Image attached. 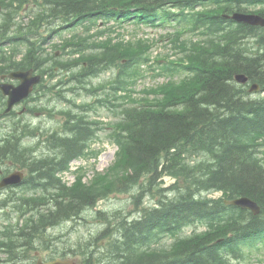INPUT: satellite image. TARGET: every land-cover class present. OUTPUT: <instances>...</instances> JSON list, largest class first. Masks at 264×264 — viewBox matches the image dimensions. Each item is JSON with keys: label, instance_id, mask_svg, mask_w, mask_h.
Returning a JSON list of instances; mask_svg holds the SVG:
<instances>
[{"label": "trees", "instance_id": "obj_1", "mask_svg": "<svg viewBox=\"0 0 264 264\" xmlns=\"http://www.w3.org/2000/svg\"><path fill=\"white\" fill-rule=\"evenodd\" d=\"M29 1L18 0V4L22 8ZM40 2L42 11L31 20L29 29L9 30L8 15L15 17L18 13L4 16L0 35L11 42L16 37L28 47L23 61L17 62L16 50L8 56L3 48L4 38L0 39L2 72L34 68L46 75L55 67L68 72L71 64L67 63L74 60L67 63L55 60L56 66L49 67L53 57L47 54L44 44L53 34L88 22L113 21L120 26L129 22L176 24L190 28L203 39L184 43V57L179 59L182 65L169 62L160 67L172 79L179 74L182 77L158 87L164 95L152 103L129 95L130 86L137 81L132 69L147 61L144 53L139 48L102 47V51L83 59L87 65L72 81L82 85L89 95L97 96L100 91L106 95L82 106L81 113H65V133L50 138L53 155L30 162L22 158L27 156L26 148L14 143L0 148V155L15 156L32 175L43 179L46 189L42 195L17 198V209L23 215H31L26 228L16 234L15 242L11 240L6 245L13 259L22 258L25 251L20 253L18 249L31 247L48 228L80 217L83 211L111 194L130 192L143 180L151 185L165 175L179 183L161 190L158 208L143 209V217L134 222H120L116 227L120 232L117 239L110 231L109 214L98 213L99 218L107 220V229L88 241L96 253L90 256L91 252L86 254L82 250L87 259L85 264H235L257 252L260 254L264 249V98L253 100L254 95H249L246 86L239 85L235 78L247 74L264 91V59L250 56L247 49V38L257 35L259 28L238 24L224 15L246 12L249 5H264V0ZM3 6L7 5L1 2L0 7ZM261 14L264 16V10ZM50 32L54 33L47 36ZM175 35H179L173 39L176 44L181 35ZM261 36L258 43L264 47V34ZM78 45L83 46L82 42ZM110 66L118 68L116 81L110 87H87L91 77ZM106 88L109 92H105ZM100 107L121 117L114 124L112 135L118 147L115 161L89 183L80 178L73 187H67L58 173L67 170L73 159L90 148L95 128L87 113L98 112ZM12 139L17 140V136L14 134ZM217 191L223 192L221 198L207 196ZM240 197L256 201L262 208L261 215L225 203ZM200 227L205 230L200 231ZM187 228H192L190 236L160 246L164 235L177 237ZM104 239L107 241L101 244ZM64 250L80 255L74 249ZM56 251L55 254H64Z\"/></svg>", "mask_w": 264, "mask_h": 264}, {"label": "rangeland", "instance_id": "obj_2", "mask_svg": "<svg viewBox=\"0 0 264 264\" xmlns=\"http://www.w3.org/2000/svg\"><path fill=\"white\" fill-rule=\"evenodd\" d=\"M42 6L43 4L40 0H30L29 4H26L25 9L19 10L20 16L11 17L8 15L10 19L9 30L20 28L21 23L24 22L28 24L30 20L34 19L42 11ZM5 15H7L5 12H0V26L4 24ZM103 23L104 22L97 21L93 26H90L92 25L91 23L84 27L63 31L61 34L52 37L50 41L56 46L54 52L57 54L58 58L63 56L62 59L64 60L72 58V52L75 50V46L62 49L63 45L69 41H73L76 44L82 42L83 46L79 45L78 47L80 55L75 56V58L79 59L82 57L84 59L91 57L89 55L102 51V47L116 49H118L117 46L132 49L139 48L138 50L144 53L147 61H144V63L132 69L136 72L134 78L137 79V81L130 86L131 93L129 95H132L133 98L138 100L144 98L145 101L151 103L162 99L164 95V92L161 93L158 87H164L171 80L177 81V79L179 80V78L182 77L179 74L176 78L172 79L159 70L160 66H165L169 62H178L179 59H183L184 52L182 47L184 43L189 44L191 40L197 41L203 39L202 36H195L192 32H187L185 34L182 33L183 35L179 37L178 43H173L175 36H179L175 35L176 30H180V28H177L179 26H174V24L161 27L159 25L135 24L134 22H129L122 26L117 25L113 21L105 23L106 25ZM182 28L183 26H181V29ZM180 31L183 32V30ZM3 38L4 35L1 34L0 39ZM73 38L74 40H72ZM9 48L13 47L7 45L5 51L7 52ZM20 48L23 51L26 50L25 45H22V47L20 46ZM81 62H83V60ZM83 66H85V63L71 66V68L74 72L80 73L82 72ZM117 70L118 68L111 69L110 66L109 69L91 77L87 87L90 89H101L107 86L108 88L115 79ZM56 72L58 73L57 70ZM50 80V78H47L49 90L46 97H44L40 103L36 102L33 104V106H38L40 104L42 107L40 110H37V113L27 111L25 106L17 108L19 116L23 113L21 116L23 120L28 122L31 127H38L45 133L46 131L52 133L62 126L64 112L70 110L79 112L81 111V106L93 104L96 98H103L106 95L103 94L104 91L97 93V96L87 95L82 85H75V83L70 84L71 81L66 74H60L59 77ZM74 86L75 89H73ZM61 94H64L67 98L65 96L62 97ZM24 108L25 110L20 113ZM1 109L2 104L0 101V110ZM118 119L120 120L121 117L107 108L100 107L97 114L92 112L90 120L98 122V126L101 127V130L98 131L97 138L91 142V146L87 152L74 160L72 163L73 165H71L72 169L62 174V178L66 183L71 184L76 177L82 174L84 175V180L88 182L96 173L104 172L112 165L115 160L117 147L111 139V133L115 130L113 127ZM0 128L3 129V126H0ZM44 139L45 137L40 133L37 139L30 140L29 138L27 143L30 145L35 144V142L43 143ZM41 146L42 148L44 147V150H47L44 144ZM191 161L194 160L192 159ZM175 182L179 183L176 178L164 176L151 185L147 180H143L139 186H136L130 192L112 194L106 199L101 200L95 207L86 209L81 215L82 219L77 218L76 220H69L54 228L47 229V231L36 240V249H29L26 254L29 258H32L38 253L39 257L48 260L53 256L56 250L67 247L69 250L74 249L80 252L79 256L74 257L79 264H84L87 259L83 256L82 250L86 251V254L91 252L90 256L96 253V251L92 249L93 247L89 245L88 241H92L90 238H95L96 234L100 235V232L107 229V226L105 228L107 220L104 221L99 218V212L109 214V220L112 224L110 231L113 235L117 234L116 227L120 222L126 219L140 217L141 210L145 207L149 208L155 206V203L160 200L157 198L160 193H162L161 190ZM218 196H220V194H216L214 197ZM10 211L11 209L0 212V232H5V230L11 228V225L18 224L16 215H11V213L8 214ZM9 222H12V224H9ZM192 233L191 229H187L184 232V236ZM118 235H120V233H118ZM101 236L104 237V235ZM106 241L107 239H104L101 244H104ZM96 242L97 241H94V244H96ZM165 242L170 244L173 242V239L167 238ZM66 257L71 258L68 254L65 255V258ZM0 259L3 260L2 264H14L13 262L8 263L4 261V259H6L4 255H0ZM28 262L29 261L24 260L18 261L15 264H27ZM101 263H104V259H101ZM235 264H264V249L260 254L257 252L254 255L246 257L245 260L235 261Z\"/></svg>", "mask_w": 264, "mask_h": 264}, {"label": "water", "instance_id": "obj_3", "mask_svg": "<svg viewBox=\"0 0 264 264\" xmlns=\"http://www.w3.org/2000/svg\"><path fill=\"white\" fill-rule=\"evenodd\" d=\"M236 19L242 18L243 21H246L247 23L255 24V20H253L255 17L251 16H242V15H236ZM256 19V18H255ZM258 23H261L264 25V21L261 19L258 21ZM32 72H27V73H22V72H17L12 75V77L15 78H20L23 80V83L18 87V88H13L7 87V86H2V89L4 90V93L10 96L9 99V107L11 108L15 103L21 101L22 99L26 98L29 93L32 91L33 85L39 82V77L32 78L31 77ZM236 80L239 83H246L247 82V77L245 75H238L236 77ZM20 181V178L17 176H12L7 178L4 181V185L10 184V183H18ZM231 204H234L236 206H239L243 209L251 210L253 211L254 214H259L260 212V206L252 199L248 197H243L240 199H236ZM38 264H74L73 261L67 260V261H55L51 263H42L41 260H39Z\"/></svg>", "mask_w": 264, "mask_h": 264}, {"label": "flooded vegetation", "instance_id": "obj_4", "mask_svg": "<svg viewBox=\"0 0 264 264\" xmlns=\"http://www.w3.org/2000/svg\"><path fill=\"white\" fill-rule=\"evenodd\" d=\"M4 158V157H3ZM6 161L4 163H1L0 161V177L5 175V170L7 169Z\"/></svg>", "mask_w": 264, "mask_h": 264}, {"label": "bare ground", "instance_id": "obj_5", "mask_svg": "<svg viewBox=\"0 0 264 264\" xmlns=\"http://www.w3.org/2000/svg\"><path fill=\"white\" fill-rule=\"evenodd\" d=\"M261 85V84H260ZM248 94V93H247ZM261 100V99H260ZM208 194V193H207ZM210 194H213V193H209L208 195H210Z\"/></svg>", "mask_w": 264, "mask_h": 264}]
</instances>
